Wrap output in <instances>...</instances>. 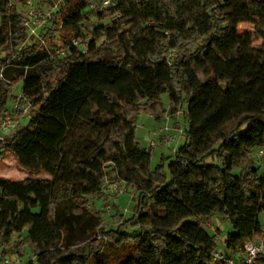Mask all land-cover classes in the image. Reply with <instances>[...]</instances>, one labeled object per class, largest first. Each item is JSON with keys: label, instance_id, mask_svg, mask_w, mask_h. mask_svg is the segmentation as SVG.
Here are the masks:
<instances>
[{"label": "trees", "instance_id": "trees-1", "mask_svg": "<svg viewBox=\"0 0 264 264\" xmlns=\"http://www.w3.org/2000/svg\"><path fill=\"white\" fill-rule=\"evenodd\" d=\"M26 1L0 0V113L18 102L28 121L0 140V162L13 154L29 175L0 177L1 254L27 249L25 264H224L205 230L215 216L231 225L229 256L261 237L264 0H116L97 11L89 0H44L51 16L33 39L18 7ZM93 16L101 25L88 36ZM244 23L254 31L241 36ZM87 37L86 50L52 57L58 40ZM164 93L171 114L186 107L185 143L153 169L136 121L168 119ZM116 185L137 204L108 229L94 201Z\"/></svg>", "mask_w": 264, "mask_h": 264}, {"label": "rangeland", "instance_id": "rangeland-1", "mask_svg": "<svg viewBox=\"0 0 264 264\" xmlns=\"http://www.w3.org/2000/svg\"><path fill=\"white\" fill-rule=\"evenodd\" d=\"M11 3L16 2V0H9ZM30 2L36 5L38 11L42 14L50 13V8L44 0H28L26 2L18 3L19 9L23 12L25 17L28 16L29 13V4ZM57 8V7H56ZM41 17H37L34 19L36 23L41 22ZM49 20V19H48ZM47 20V21H48ZM42 23V22H41ZM40 25V24H38ZM46 24L42 25V29L45 28ZM101 25L98 21L97 17H91L90 22L85 24V31L88 36L93 35V32L97 26ZM39 29V32L41 30ZM254 31V25L249 23H244L239 25L238 34L244 36L247 33H252ZM59 36V33L57 34ZM58 44H63L64 41L58 40ZM261 43L254 41L253 47L259 46ZM6 74L3 76L6 78L7 76L13 78L16 75V71L14 68H7ZM199 79L203 82L205 81L204 75L202 71L198 72ZM22 83H18L14 88V94L19 95L21 91ZM160 102L165 110L168 113V119L166 120H155L149 113H141L138 116L136 121V138L138 142L144 148L151 147L150 144L152 141L155 142V147L153 148V156H152V168L156 169L157 166L161 165L163 162L164 156H171L174 154V151L178 149L185 143L183 138V133L187 128V123L185 120V112L186 107L179 113V114H171L170 112V100L168 94L164 93L160 96ZM18 105V102L11 103L8 105V108L14 109ZM13 121L17 123V128L26 127L28 125V121L26 117H20L13 115ZM164 127V128H163ZM163 128V132L160 130ZM168 129L171 136L176 137V141L172 144H163V139H161V135L166 133L165 129ZM14 132L10 133L12 135ZM9 135V136H10ZM255 163L260 167L261 173H264V161L256 158L255 156ZM166 169L167 164L165 162ZM29 175L25 172L19 170L17 166V162L13 154H7L5 158L0 162V177L4 178H12L17 181H22L26 179ZM43 178L51 179L48 175H44ZM121 187V192L117 193V198L114 197V192L111 189V186L107 188L106 191V198L105 199H97L94 201V206L96 210L105 212L103 217V225L108 229H117L118 225L120 224V218L117 213L124 215L125 217H130L132 212L137 204L136 196L134 190L128 187L127 185H118ZM115 199V200H114ZM47 200L42 199L41 203H45ZM231 229L230 223L223 219L222 217L215 216L214 217V227H205V230L210 236H216L217 238V247L218 251H223L225 249V239L226 236ZM129 233L135 234L136 231H132L131 229L128 230ZM22 236V240L25 238ZM20 238L18 236H14L13 241H19ZM1 253V250H0ZM26 256L25 258H21L15 254H8L10 257L13 258H21L24 262H28L31 258L30 252L26 249ZM32 259V258H31Z\"/></svg>", "mask_w": 264, "mask_h": 264}, {"label": "built area", "instance_id": "built-area-1", "mask_svg": "<svg viewBox=\"0 0 264 264\" xmlns=\"http://www.w3.org/2000/svg\"><path fill=\"white\" fill-rule=\"evenodd\" d=\"M116 0H89L88 1V9L90 11H97L107 9L109 7L115 6ZM51 13L42 14L38 11L36 5L30 2L29 4V13L26 19V27L28 29V34L30 39L32 38H40L39 29L42 27L43 24H46L47 20L50 18ZM37 17H41L42 20L39 23H36L34 19ZM40 24V25H38ZM90 38L87 37L86 39H71L67 43L57 44L55 48L52 50V57L53 58H64L67 56L69 51L73 48H79L82 50L87 49V45L89 43ZM41 46L45 49H48V44L44 39H40ZM171 59L176 57V53L172 52L170 55ZM21 96V93L18 95ZM17 105L14 109H5L0 113V140H3L7 135L12 133L17 128V123L13 121V115L15 114L16 110L18 109ZM25 113L28 111V107L23 109ZM166 133L161 135V139H163V144H172L176 141V137L171 136L170 132L166 128ZM164 130L161 129L160 132ZM151 147H155V142L152 141L150 144ZM257 158L261 161H264V149H259L257 151ZM114 192L115 199L117 198V193L121 192V187L118 185L113 186L111 188ZM114 199V200H115ZM264 257V222L262 226V236L247 241L243 247L240 249L239 253L234 256H229L224 252H215L213 254V259L215 261L219 260L222 261L224 264H256L257 260ZM0 264H25L24 260L21 258H13L9 255L3 256L0 253Z\"/></svg>", "mask_w": 264, "mask_h": 264}, {"label": "crops", "instance_id": "crops-1", "mask_svg": "<svg viewBox=\"0 0 264 264\" xmlns=\"http://www.w3.org/2000/svg\"><path fill=\"white\" fill-rule=\"evenodd\" d=\"M163 128H164V127H163ZM163 128H162V129H163Z\"/></svg>", "mask_w": 264, "mask_h": 264}]
</instances>
